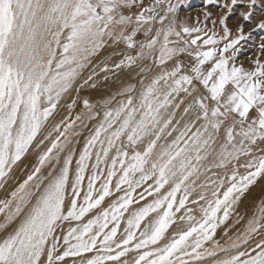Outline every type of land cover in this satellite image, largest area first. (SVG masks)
<instances>
[{"label": "snow or ice", "instance_id": "6c2138e0", "mask_svg": "<svg viewBox=\"0 0 264 264\" xmlns=\"http://www.w3.org/2000/svg\"><path fill=\"white\" fill-rule=\"evenodd\" d=\"M185 2L0 0V189L30 152L37 157L0 199V264H264V203L235 235L215 239L264 176V62L237 63L246 37L240 26L230 39L227 16L219 38L180 20ZM247 7L245 21L264 13L258 0ZM106 40L136 51L117 68L143 61L151 66L140 64L142 75L160 71L139 89L129 83L124 99H84L74 118L60 116Z\"/></svg>", "mask_w": 264, "mask_h": 264}, {"label": "rangeland", "instance_id": "374dc122", "mask_svg": "<svg viewBox=\"0 0 264 264\" xmlns=\"http://www.w3.org/2000/svg\"><path fill=\"white\" fill-rule=\"evenodd\" d=\"M154 2V0H144V6H149ZM175 2V0H173ZM224 3L231 4V0H216L214 4H207L206 0H186L178 10V17L180 20H186L190 26H206L207 29H214L217 33V37L223 36V26L220 24V20L227 16L226 21L229 29H231L230 39H235L241 35L239 28L243 26V31L245 39L241 41L240 53L237 57V63H242L247 69H253L255 65L252 63L257 58H260L264 62V50H262L259 45L264 43V30L257 28V24L260 21H264V13L260 11L257 7L254 11V15L251 21H245L240 13L249 12L250 9L247 7L248 0H238V3L232 8L229 13L227 8L223 7ZM258 4H264V0H258ZM133 11H139V9H133ZM206 13H211L209 17H205ZM212 21H215L213 25ZM251 33V35H249ZM211 34V33H209ZM137 40H143V34L140 33L136 37ZM222 46V45H221ZM136 51L133 49H128L126 44L121 41L116 43L112 40H106L105 46L101 48L96 55L90 58L88 66L81 73L80 78L77 81L75 88L71 91L70 95L67 97L66 101L60 109V116L71 115L73 118L77 113L83 110V100L88 99L93 104L102 103L103 100L115 96L119 101L124 99V97L118 94L124 90V88L129 83H134L139 89L140 81L147 82L154 75H156L160 69L158 67H153L152 71L147 74V76L142 75L140 71V64L148 63L151 66V62H138L131 68L127 66L116 67L122 59L128 55H135ZM185 63L189 65L191 63L190 57H180ZM107 65L108 71H103L104 66ZM95 72L92 79H88L89 75ZM87 80V83L84 81ZM81 85H83L81 87ZM200 91L203 92V88L200 87ZM184 94L181 93L179 98H183ZM178 98V99H179ZM72 100H76V105L71 111L68 110L67 105L72 103ZM115 106V105H113ZM183 105L181 106L182 111ZM181 113L178 112L179 117ZM252 115H255L253 111ZM57 117V120L60 119ZM90 125L88 128L81 130V136L76 139L79 140V144L76 145L77 149L82 148L87 135L91 132L92 127ZM223 135V132L221 133ZM264 147V145H261ZM245 157H241L239 163L246 162ZM37 160L35 152H30V154L24 159L13 173V178L9 180L4 188L0 189V199H4L8 194L14 190L18 183L22 182L26 176L31 172L32 167L35 165ZM237 166L236 163L230 165V167ZM218 174L222 175L223 170H214ZM240 172L243 174L245 172L244 168H240ZM208 177H212V173H208ZM205 177H201L199 183H203ZM200 189H197L199 192ZM196 198L195 194L190 197L189 205L194 209L197 205L191 204V199ZM264 203V176L259 177L256 182L249 187L247 192L241 197L238 205L235 206V211L230 216L229 220L222 224L216 231L215 239L220 240L221 243L224 242V233L228 232L229 235H235V233L244 227L245 222L249 216L252 215L254 210L258 205ZM183 211V210H182ZM177 215H180L179 213ZM237 217H243L239 223H236ZM0 217V221H2ZM175 226H173L174 228ZM11 229H9L10 231ZM172 231V229H170ZM261 237L257 236L255 239L258 241ZM253 246L255 241L252 242ZM90 255V254H89Z\"/></svg>", "mask_w": 264, "mask_h": 264}]
</instances>
